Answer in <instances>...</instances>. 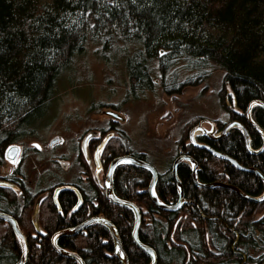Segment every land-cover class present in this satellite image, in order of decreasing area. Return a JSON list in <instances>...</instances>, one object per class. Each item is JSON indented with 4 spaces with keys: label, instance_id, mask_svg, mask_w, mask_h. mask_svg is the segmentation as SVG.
I'll return each instance as SVG.
<instances>
[{
    "label": "trees",
    "instance_id": "obj_1",
    "mask_svg": "<svg viewBox=\"0 0 264 264\" xmlns=\"http://www.w3.org/2000/svg\"><path fill=\"white\" fill-rule=\"evenodd\" d=\"M118 42L135 48L125 55L133 93L151 89L153 62L160 73L158 80L169 94L203 83L212 65L223 70L221 92L223 97L228 95L224 102L229 100L233 107L228 110L230 118L249 132L252 150L246 147L238 127L216 139L199 134L197 140L264 175V149L256 152L263 137L246 117L252 100L264 102V0H0V162L10 145L36 137L57 83L75 58L90 43L100 45L104 54ZM168 72L174 75L170 81ZM251 115L264 130V106L254 105ZM190 123L192 126L182 129L179 151L166 169L158 171L155 191L161 202L178 200L172 162L179 154L194 159L202 184H233L253 197L264 193L259 173L238 168L193 145L189 131L196 122ZM215 124L219 131L225 126L221 121ZM109 125V129H101L102 135L91 138L92 152L109 131L118 129L112 118ZM119 131L101 152L103 175L117 156L133 154L147 159L131 148L127 133ZM76 164L80 173L71 182L83 197L77 209L78 197L70 188L58 192L59 207L55 204L53 192L60 182L33 191L18 177L26 174L24 170L16 168L14 174L3 176L13 178L20 187L0 186V211L12 215L25 234L28 256L24 264H80L75 257L59 253L51 236L93 216H103L114 224L129 264H150L151 256L132 236L134 210L106 196L103 176L100 182L85 158ZM177 175L187 201L169 211L149 195V169L123 162L113 171L117 197L132 201L141 211L139 239L154 250L156 264H264V199L250 200L226 186L198 185L186 160L178 165ZM58 244L78 254L85 264H122L110 230L100 222L60 236ZM21 255L19 238L0 218V264H15Z\"/></svg>",
    "mask_w": 264,
    "mask_h": 264
},
{
    "label": "rangeland",
    "instance_id": "obj_2",
    "mask_svg": "<svg viewBox=\"0 0 264 264\" xmlns=\"http://www.w3.org/2000/svg\"><path fill=\"white\" fill-rule=\"evenodd\" d=\"M116 44L103 54L100 45L90 43L75 58L70 70L57 83V92L39 123L36 137L18 144L19 153L14 160L2 158L0 176H9L20 168L26 173L23 181L33 191L72 180L80 173L76 156L86 133L97 130L100 136L101 129L110 126L112 117L105 113L106 109H114L123 117L116 121L118 129L109 132L110 137L119 135V129L124 130L131 148L143 152L159 171L166 169L179 151L182 129L192 126L191 121L196 122L194 125L201 122L210 129L209 120L225 124L232 120L228 110L233 107L229 100L225 104L228 95L223 97L221 92L224 72L220 68L208 67L209 75L203 83L187 85L181 92L169 94L163 90L153 62L151 89L133 93L125 55H131L135 48L122 47L121 42ZM173 77L168 72L167 80ZM227 92H231L228 86ZM90 167L95 175L93 161ZM102 176L104 182L105 174L101 170L97 176L100 182Z\"/></svg>",
    "mask_w": 264,
    "mask_h": 264
},
{
    "label": "water",
    "instance_id": "obj_3",
    "mask_svg": "<svg viewBox=\"0 0 264 264\" xmlns=\"http://www.w3.org/2000/svg\"><path fill=\"white\" fill-rule=\"evenodd\" d=\"M253 101H255L256 103H253ZM254 105H263L264 106V102L260 101V100H252L247 109H246V117L247 120L257 129V131L262 135L263 137V145L261 146V148L259 150H257L256 152L262 151L264 149V130L253 120V117L251 115V108ZM106 114H108L110 117H113L115 120L118 119H123V117L114 109H106L105 111ZM210 123V129L206 128L203 123H198L197 125H195L194 127H192L189 131V140L190 142L195 145V146H199V147H203L208 149L210 152H212L213 154L221 157V158H225L229 161H231L233 164H235L238 168H241L243 170H249V171H255L257 173H259L261 175V177H263L264 179V175L261 174V172L255 168L252 167H244L242 166L236 159H234L233 157L227 155L226 153H221L216 151L215 149L211 148L210 145L206 144V143H200L197 140V133L196 131H202L201 134H204L205 136L211 138V139H216L219 138L223 135H225L228 130L231 127H238L242 130L243 132V136H244V141L246 144V147L251 151V146H250V135L249 132L247 131V129L244 127L243 124L239 123L237 120H231L230 122H228L224 128L217 132L216 131V125L215 122L209 120L208 121ZM219 133V134H217ZM96 135L95 131H89L86 133V135L84 136V138L82 139V147L83 150L85 151V153H88L87 151V145L90 141V139ZM110 133L108 135H106L104 137V139L98 144V146L95 148L94 150V159L95 162L97 163V169H96V173L99 172V170L101 169V163H100V152L103 150V148L105 147L108 139L110 138ZM56 141V139H54L53 141H51V143H54ZM19 153V146L17 144L11 145L7 151H6V156L8 159L10 160H14L17 155ZM183 160H186L188 162L191 163V168L193 171V179L194 181L198 184V185H203V186H226L229 188L234 189L236 192H238L240 195H242L243 197H246L250 200H254V201H262L264 199V193L261 194L258 197H253L250 195H247L245 193H243L238 187H236L233 184H229V183H224V182H213V183H200L198 181V176H197V163L194 161V159L188 155V154H179L173 161L172 163V174L173 177L179 187V197L178 200L175 203L172 204H165L163 202H161V200L159 199L156 191H155V184L157 181V169L154 167V165H152L151 163H149L148 161L141 159L139 157L133 156L132 154H126V155H122V156H117L115 158H113L111 160V162L108 165L106 174H105V180H104V187H105V193L106 196L114 203H118V204H122V205H126L131 207L134 210V214H135V223H134V229L132 232V236L134 241L137 243L138 246H140L144 251H146L150 256H151V263L150 264H156V253L154 252V250L150 247H148L147 245L143 244L140 239H139V228L141 225V219H142V215H141V211L139 209V207L133 203L132 201L129 200H125L122 198L117 197V195L114 192V188H113V171L114 168L123 162H131L135 165L144 167L149 169L152 172V179L150 181L149 187H148V191H149V195L151 197V199L157 203V205L159 207H161L162 209L165 210H169V211H173V210H177L179 209L187 200L184 197V193H183V187L182 184L179 180V177L177 175V167L179 165V163ZM10 183H8L7 181L4 180H0V186H4V187H9ZM11 186V185H10ZM65 188L64 185L62 186H58L55 188L54 190V202L55 204L58 206L57 200H56V195L58 193V191L60 189ZM75 192L78 195L79 201L78 203L74 206V209H77L81 204H82V197H81V193L80 191L73 187ZM59 207V206H58ZM38 211V206H36L34 213H33V218H35L36 214ZM0 218H2L3 220H5L6 222H8L12 228L13 231L15 232V234L17 235V237L19 238L21 247H22V255L20 257V259L15 263V264H24L25 261L27 260V256H28V246H27V241H26V237L25 234L22 232L21 228L18 225L17 220L10 214L5 213L3 211H0ZM95 222H100L105 224L108 229L110 230L113 240L115 242V253L117 254V256L120 258L122 264H129L127 255L125 253V251L123 250V247L121 245L120 242V238H119V234L118 231L116 230L114 224L107 218L103 217V216H93L88 218L87 220L83 221L82 223L74 226V227H69V228H65L62 230H59L57 232H55L52 236H51V241L52 244L54 246V248L61 254L63 255H68V256H73L75 257L80 264H85V262L83 261V259H81L78 254L65 250L62 247L59 246L58 244V238L62 235H66V234H75L78 231H80L81 229L85 228L86 226H88L91 223H95ZM35 226L38 227V222H35Z\"/></svg>",
    "mask_w": 264,
    "mask_h": 264
},
{
    "label": "flooded vegetation",
    "instance_id": "obj_4",
    "mask_svg": "<svg viewBox=\"0 0 264 264\" xmlns=\"http://www.w3.org/2000/svg\"><path fill=\"white\" fill-rule=\"evenodd\" d=\"M113 120H115L114 118H112ZM115 121H117V120H115ZM226 125V124H225ZM112 131V130H111ZM111 131H109V132H111ZM216 131H217V128H216ZM108 132V133H109ZM217 132H219V131H217ZM60 141V140H59ZM91 141V140H90ZM90 141H89V143H88V145H87V152L88 153H85V151L83 150V147H82V142L78 145V152H77V156H76V160L77 161H82V157L83 158H85V160H86V162L89 164V165H91L92 164V161L94 162V165H95V172H96V169H97V163L95 162V159H94V150H93V152L89 149L90 148ZM98 146V145H97ZM96 146V147H97ZM95 147V148H96ZM7 151V150H6ZM6 151H5V154H6ZM102 152V151H101ZM101 152H100V155H99V157L101 156ZM133 155V154H132ZM133 156H136V155H133ZM178 156V155H177ZM176 156V157H177ZM6 157V156H5ZM136 157H138V156H136ZM175 157V158H176ZM139 158H141V157H139ZM174 158V159H175ZM142 159V158H141ZM144 160H146V161H148L147 159H144ZM174 161V160H173ZM184 161V160H183ZM149 162V161H148ZM182 162V161H181ZM100 163H101V160H100ZM149 163H151V162H149ZM173 163V162H172ZM152 164V163H151ZM180 164V163H179ZM153 165V164H152ZM108 168V167H107ZM102 170V172L104 171V168H103V165H102V163H101V169L99 170V172ZM106 171H107V169H106ZM106 171H105V174H106ZM158 171L159 170H157V173H158ZM98 172V173H99ZM98 173H96V175L98 176ZM18 177L21 179V182H23L22 180V176H20V175H18ZM19 178H16L15 180H17V182H19ZM0 180H4V181H7L8 183H10V185H9V187L8 188H11V189H19L20 187H19V185L18 184H16L13 180V178H10V180H7V179H4L3 178V176H0ZM105 180V179H104ZM62 185H64L65 186V188H63V189H66V188H70V189H73L74 190V188L73 187H75V188H77L76 187V185H74V183H72L71 182V180L70 181H60V183L57 185V187L58 186H62ZM78 189V188H77ZM60 190H62V189H60ZM59 190V191H60ZM79 190V189H78ZM58 191V192H59ZM80 191V190H79ZM74 192H75V190H74ZM76 193V192H75ZM81 193V192H80ZM58 194V193H57ZM77 194V193H76ZM43 195V194H42ZM53 196H54V192H53ZM77 197H78V195H77ZM81 197H82V194H81ZM53 199H54V197H53ZM56 199H57V195H56ZM78 201H79V198H78ZM78 201H77V203H78ZM76 203V204H77ZM82 203H83V197H82ZM81 206V205H80ZM39 224V223H38ZM256 264V263H255Z\"/></svg>",
    "mask_w": 264,
    "mask_h": 264
},
{
    "label": "snow or ice",
    "instance_id": "obj_5",
    "mask_svg": "<svg viewBox=\"0 0 264 264\" xmlns=\"http://www.w3.org/2000/svg\"><path fill=\"white\" fill-rule=\"evenodd\" d=\"M253 103H256L255 101H253Z\"/></svg>",
    "mask_w": 264,
    "mask_h": 264
}]
</instances>
